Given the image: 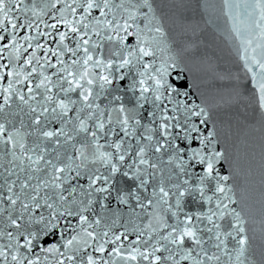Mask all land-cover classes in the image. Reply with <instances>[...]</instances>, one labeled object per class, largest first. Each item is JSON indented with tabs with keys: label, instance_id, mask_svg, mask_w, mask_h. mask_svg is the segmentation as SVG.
<instances>
[{
	"label": "snow or ice",
	"instance_id": "snow-or-ice-1",
	"mask_svg": "<svg viewBox=\"0 0 264 264\" xmlns=\"http://www.w3.org/2000/svg\"><path fill=\"white\" fill-rule=\"evenodd\" d=\"M0 264H264V0H0Z\"/></svg>",
	"mask_w": 264,
	"mask_h": 264
}]
</instances>
